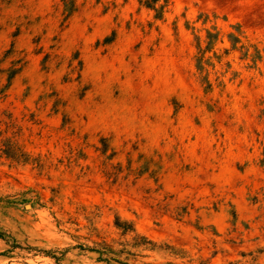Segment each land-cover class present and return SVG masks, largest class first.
<instances>
[{
  "label": "rangeland",
  "instance_id": "rangeland-1",
  "mask_svg": "<svg viewBox=\"0 0 264 264\" xmlns=\"http://www.w3.org/2000/svg\"><path fill=\"white\" fill-rule=\"evenodd\" d=\"M117 220L264 264V0H0V264H121Z\"/></svg>",
  "mask_w": 264,
  "mask_h": 264
},
{
  "label": "trees",
  "instance_id": "trees-1",
  "mask_svg": "<svg viewBox=\"0 0 264 264\" xmlns=\"http://www.w3.org/2000/svg\"><path fill=\"white\" fill-rule=\"evenodd\" d=\"M158 0H152L157 2ZM116 225L121 229V238L114 239L111 242L102 240L96 242L94 248L95 251L105 256V259L109 262L115 261L121 264H129L131 260H138L141 256L138 253L139 249H150L167 251L174 255H181L183 251L175 248L170 244L158 243L145 235L139 234L133 224L129 222H121L117 220ZM142 264H194V263H176L173 261H167L163 263L143 262ZM199 264H208L205 261H201Z\"/></svg>",
  "mask_w": 264,
  "mask_h": 264
}]
</instances>
